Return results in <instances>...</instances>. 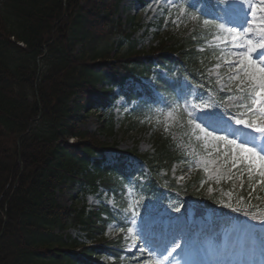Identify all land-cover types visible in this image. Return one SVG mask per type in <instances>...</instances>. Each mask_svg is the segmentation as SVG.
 Returning a JSON list of instances; mask_svg holds the SVG:
<instances>
[{
  "label": "trees",
  "instance_id": "obj_1",
  "mask_svg": "<svg viewBox=\"0 0 264 264\" xmlns=\"http://www.w3.org/2000/svg\"><path fill=\"white\" fill-rule=\"evenodd\" d=\"M120 1L111 7L105 0H0V217L8 209L0 264H92L91 258L100 255V245L87 247L68 229L83 226L97 237L106 226L102 214L66 207L56 192L67 181L84 178L93 190L97 179L111 181L106 173L96 176L86 169L104 146L80 124L81 112L89 110L95 94L109 100L104 83L114 76L101 62L115 58V41L126 36L114 18ZM178 36L168 34L160 48L180 51L184 59L191 38ZM126 48L115 58L128 67H122V77L133 66H144L143 59H131L135 45ZM170 52L162 55L170 58ZM186 55L190 69L196 70L198 52ZM110 128L102 122V130ZM70 138L76 142L70 144ZM153 144V151L141 157L157 177L179 153L167 137H155ZM12 175L20 176L16 187L14 182L8 187ZM198 186L195 178L188 189L196 196Z\"/></svg>",
  "mask_w": 264,
  "mask_h": 264
},
{
  "label": "snow or ice",
  "instance_id": "obj_2",
  "mask_svg": "<svg viewBox=\"0 0 264 264\" xmlns=\"http://www.w3.org/2000/svg\"><path fill=\"white\" fill-rule=\"evenodd\" d=\"M217 6L224 15L223 22L216 23L204 19L203 25L215 27L220 33H226L231 38L228 43L244 49L235 54L237 60L226 61L229 68L233 70L229 80L234 83L235 92L238 94L229 96L228 99L237 102L235 107L238 111L236 115L225 120L211 111L217 106L214 102H204L200 106L203 110L202 116L193 118V114L188 112L187 123L193 126L194 133L198 130L202 134L196 138L203 139L206 145L211 144L217 157L223 160L227 167V179L231 180L235 175L232 169H236L240 177H243L245 171L247 172L251 188L248 197L251 198L252 193L256 191V184L264 186V0H259V4L253 3L252 0H217ZM184 11V8L180 9L181 15ZM240 13H243L245 17L242 22L228 26L232 25L233 18H239ZM192 19L195 20L196 16H192ZM173 23L176 21L174 20ZM216 38L221 39L219 36ZM253 52L256 53L255 60L252 59ZM227 90L232 92L233 88L228 87ZM197 120L200 122L197 123ZM245 129L251 131H245ZM240 165H244V168L239 167ZM219 182L217 178V183ZM239 187L241 189L244 187L243 182ZM244 199L243 196L238 197L237 203H241ZM253 218L256 216L254 215ZM132 223H136L135 219ZM120 230L123 231V229ZM127 232L131 234L133 228H128ZM173 251H175L174 248ZM165 252L168 255L164 256L161 253L162 259L157 260L156 264H164L168 256L172 255L167 248Z\"/></svg>",
  "mask_w": 264,
  "mask_h": 264
},
{
  "label": "rangeland",
  "instance_id": "obj_3",
  "mask_svg": "<svg viewBox=\"0 0 264 264\" xmlns=\"http://www.w3.org/2000/svg\"><path fill=\"white\" fill-rule=\"evenodd\" d=\"M178 3H179V0H147V3H146L147 9L144 13V22H143L144 26L141 28L138 34H136V36L142 35V38L145 42L149 41L147 29L149 26H151V23L153 22L154 17L165 7H175ZM128 5H130V0L125 1V3L123 4V8L121 9V13H120L122 20H124V22H127L129 15L132 13V11H130V9L127 8ZM176 19H178V17ZM172 25L174 24L172 23ZM218 36L221 37V39L215 38V40H218V41L229 40L230 41L231 39L229 36H225L224 34H221V33L216 35V37ZM241 51H244V50L241 48L234 47L230 44L229 50H228L229 58L226 60L224 59L225 62L237 60V56L235 54ZM232 72L233 70L231 68L229 67L226 68L225 66L220 70L219 69L214 70V75L219 82L218 86L220 87V90L227 89L230 86H233L232 88H235L234 83L229 80V76L232 75ZM189 93H190V97L186 99L187 104L189 105V107L197 111L196 114L193 115V118L196 116H202V112H203L202 108L196 105L197 100H195V97L197 96V94L195 92V89H191ZM118 104L121 106L120 108L118 107L116 108L117 122L112 132H109L107 134L99 133L101 137L100 142H105L109 144V146H112L114 149H111V150L117 149L121 151H128V150L133 151L137 148L138 151H148L152 148L154 134L157 132H161L163 129L165 132H169V130L172 129L176 121V116L174 115V113H172L171 111L163 113L162 109H159V108H158V112L154 113V115L151 116L149 121H144V120L136 121L132 117L127 116L128 114H126L130 112V110L132 109L133 107L132 104H125L123 99H119L116 102H114L113 105H118ZM211 111H214L218 115L222 116L225 120L227 119L225 118L221 110L217 108V106L213 107ZM84 112L85 111H83V113ZM104 112L105 111L93 109L87 116L85 122L83 123V127L86 128L88 131H95L100 126L101 115ZM169 113H171V115H169ZM140 116L142 115H139L138 117ZM154 121L156 123L158 122V124H155ZM196 122L199 123L200 121L197 120ZM134 123H137V125L133 126ZM238 127H242V126H238ZM191 129L193 131V126H191ZM217 134H222V133H217ZM200 135L202 134H200L197 130L195 132V136L197 137ZM200 140L203 143V149L205 148L206 152L209 155L215 152L211 144L206 145L203 139H200ZM131 154L133 155L134 153H131ZM133 163L135 167L143 171L144 174L141 177V180L142 182H145L146 177H147V168L144 165H141L138 159H134ZM181 166H182L181 164H174L172 166V169H171L172 176H177V177L183 176L182 172H180ZM239 167L244 168V165H240ZM232 173L239 175L236 169ZM245 173L246 171L244 172V174ZM186 177H188V175ZM237 177L238 179L242 178L240 176H237ZM217 178H219V181L223 180L222 175L215 173V176H213V178H210V180L208 181V193L209 194L216 193V192H218L219 194H222L223 187L221 185V182L217 183ZM184 180L185 178L182 179L181 181H184ZM234 180H236V178H234ZM225 182H228V181L226 180ZM79 191H80V185H77V183L75 184L66 183L63 186H61L60 190H58L56 198L62 205H65V206H74V205L81 206L83 202H80V201H83V200L78 201L75 199L76 196L79 194ZM231 191L232 190L229 189L223 193V196H222L223 198H221V205L218 206L217 211H216L218 215H221L224 212V210L227 207L226 206L227 204L232 203V200H233L232 192L233 191L232 192ZM119 193L124 194L121 191ZM129 193L130 192L128 191L124 195V197H128L127 203L131 202ZM165 193H167V190H164L163 194L159 196V199L153 202L149 206L150 209H154L159 212L168 213L169 212L168 210L170 208H174V207H169L168 205L166 206L164 205V201L171 202L173 200L172 197H168ZM229 193H231V195H229ZM105 197H106V194L102 196L101 192L91 191V192H88L86 198L84 199V202L86 203L87 207L93 208L96 205H100L101 203H103V200L105 199ZM115 201L116 199L113 195L112 197L107 199V204L111 207H114V209L118 211V215L121 219V222H125L126 220L127 222L125 223L130 224V222L133 221V216L132 218H130L129 216L130 209L129 208L127 209V207H121L119 204L115 203ZM174 211L179 217L181 218L184 217V213L179 207L174 209ZM128 228H133V232L129 234L126 230L123 233L125 242L129 243L126 246V250L130 251L129 256L125 258L123 264H154V263L156 264L157 260L154 257H150L148 253H144L139 256V255H135L136 253H133L131 251V250H135L134 248L141 249V246H140V241H136L135 239L136 227L130 224ZM118 232H119V224L116 222H113L108 226V229L106 231V236H114ZM71 233H73L74 235L75 234L80 235V237L84 241H89V239L86 237L87 236L86 230L82 228L78 230H71ZM102 261L103 262L113 261V258L111 257L103 258Z\"/></svg>",
  "mask_w": 264,
  "mask_h": 264
},
{
  "label": "bare ground",
  "instance_id": "obj_4",
  "mask_svg": "<svg viewBox=\"0 0 264 264\" xmlns=\"http://www.w3.org/2000/svg\"><path fill=\"white\" fill-rule=\"evenodd\" d=\"M18 155H19V159L21 160V152H18ZM19 177L20 176H17L16 178L12 175L11 178H10V183L8 185V187L10 186L11 183L14 182V186L16 187L18 185V182H19ZM57 194V192H56ZM7 210H3L1 211V217H0V220H1V224H0V238L3 237V235L5 234L6 232V224L8 222V216H7ZM232 247V243L230 242V245L228 246V250H230V248Z\"/></svg>",
  "mask_w": 264,
  "mask_h": 264
}]
</instances>
